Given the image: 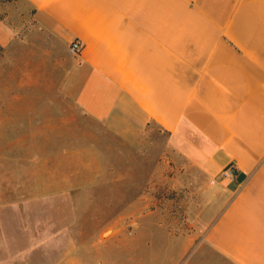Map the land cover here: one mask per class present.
Segmentation results:
<instances>
[{
  "label": "crops",
  "instance_id": "obj_1",
  "mask_svg": "<svg viewBox=\"0 0 264 264\" xmlns=\"http://www.w3.org/2000/svg\"><path fill=\"white\" fill-rule=\"evenodd\" d=\"M24 1L34 33L66 58L61 96L133 149L161 140L167 168L208 191L200 241L225 264H264V0ZM8 30L0 22V39ZM91 149L82 163L97 164ZM74 155L51 154V176L72 180ZM17 210L2 206L0 250L34 243L46 264H85L65 223Z\"/></svg>",
  "mask_w": 264,
  "mask_h": 264
},
{
  "label": "rangeland",
  "instance_id": "obj_2",
  "mask_svg": "<svg viewBox=\"0 0 264 264\" xmlns=\"http://www.w3.org/2000/svg\"><path fill=\"white\" fill-rule=\"evenodd\" d=\"M32 12L24 0H0L9 29L0 39V214L14 204L23 221L65 223L58 231L85 264H225L200 241L209 224L203 180L169 170L161 140L133 149L74 109L60 94L66 58L34 33ZM87 144L97 164L81 162ZM63 150L75 152L72 180L50 174L49 156ZM34 247L0 250V264H46Z\"/></svg>",
  "mask_w": 264,
  "mask_h": 264
},
{
  "label": "built area",
  "instance_id": "obj_3",
  "mask_svg": "<svg viewBox=\"0 0 264 264\" xmlns=\"http://www.w3.org/2000/svg\"><path fill=\"white\" fill-rule=\"evenodd\" d=\"M81 49V42L78 40H73L68 46V52L71 55H76ZM264 85V82H263ZM223 176L228 179H233L235 175V169L233 166H228L223 170Z\"/></svg>",
  "mask_w": 264,
  "mask_h": 264
}]
</instances>
